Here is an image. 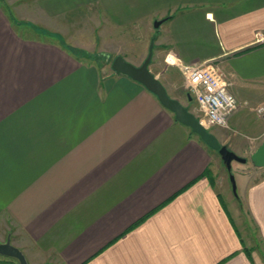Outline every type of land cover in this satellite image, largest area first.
<instances>
[{"label": "crops", "instance_id": "obj_1", "mask_svg": "<svg viewBox=\"0 0 264 264\" xmlns=\"http://www.w3.org/2000/svg\"><path fill=\"white\" fill-rule=\"evenodd\" d=\"M74 12L97 28L72 46L139 65L152 43L184 105L175 71L224 69L239 105L214 135L246 158L235 191L153 92L51 35ZM263 140L264 0H0V241L14 229L28 264H264Z\"/></svg>", "mask_w": 264, "mask_h": 264}, {"label": "water", "instance_id": "obj_2", "mask_svg": "<svg viewBox=\"0 0 264 264\" xmlns=\"http://www.w3.org/2000/svg\"><path fill=\"white\" fill-rule=\"evenodd\" d=\"M161 20L154 22L155 26L160 24ZM152 55V43L149 45L148 53L141 64L135 65L126 60L122 55H116L111 62V67L119 73L126 74L132 79L142 83L148 90L153 92L162 105L174 113L175 118L181 123L190 127L201 140L209 147L215 149L220 154L226 168L230 170L233 160L245 162L246 158L237 155L230 150L225 144H221L216 136L210 132L198 117L192 113L187 106L183 105L176 98L169 96L162 82L149 70V63ZM253 165L258 167L264 166V140L250 155ZM232 189L235 191L234 176L230 174ZM0 255L13 257L19 264H28L22 250L11 243L9 239L0 241Z\"/></svg>", "mask_w": 264, "mask_h": 264}, {"label": "built area", "instance_id": "obj_3", "mask_svg": "<svg viewBox=\"0 0 264 264\" xmlns=\"http://www.w3.org/2000/svg\"><path fill=\"white\" fill-rule=\"evenodd\" d=\"M171 53V50L167 53L168 60ZM181 70L188 94L194 97L203 112L200 121L227 127L239 103L230 91L232 82L224 69L216 62L207 61L198 65H183ZM257 110L261 112L263 106Z\"/></svg>", "mask_w": 264, "mask_h": 264}, {"label": "rangeland", "instance_id": "obj_4", "mask_svg": "<svg viewBox=\"0 0 264 264\" xmlns=\"http://www.w3.org/2000/svg\"><path fill=\"white\" fill-rule=\"evenodd\" d=\"M90 13H91V15L90 14L89 15H86L85 12H82V13H80V12H74V13L70 14L68 16V18H67L68 20H67L66 23H62L60 21H58V22L55 23L56 24V27H58L61 32L59 33V32H56V31L54 32V31H51L50 30V32L53 33L51 35H53V37L55 39L60 40V42L62 44H65L68 48H70L72 51H74L78 56H80L82 58L88 57V58H91L93 60H96L100 64L101 63H104V62H108L109 63L110 61H112L113 55H112V57L111 56L107 57L103 52L98 51L96 49L87 50V49H83V48H78L76 46H72L70 44L71 42L78 41V39H79L78 37H80V32L81 31L83 32V35L84 36L87 37V35H88L93 40V37H94L93 35L95 34L94 31L96 30L97 27H96L95 18L93 17V12H90ZM103 29H105V26H103ZM45 30H47V29H45ZM50 32L48 33V30H47L46 32H42L39 35H48V36H51L50 35ZM45 33H47V34H45ZM139 35L140 34H137L136 33V37H138ZM122 38H123V41H122L123 44H126V43H129L130 42L129 41V38H130L129 35H128V37L125 36V37H122ZM132 45H134V46L137 47L138 46V43H136L135 41H133ZM174 74H175V76H171V77L175 80L178 91L181 92L182 101L184 103H186L185 106H187L188 109L192 113H194L196 117H198L199 119L202 118V113L203 112L201 111V109H200L197 101L194 99V97L190 96L191 100H188L187 99V93H188V91H187V88L185 87V76L183 75L182 72L179 73L177 71H175ZM203 123L206 126V128L210 132H212L213 134H214L216 128L217 127H220V125H217L215 123L208 122V121H204ZM194 134H196V133H194ZM213 152L215 153V156L217 157V161L219 163V166L221 168V171H223V169H225V164L221 161L220 154L218 153L217 150H214ZM238 166L241 167L242 164H240L238 161L234 160L232 162V166H231V169H230L231 171L228 173V176H227V182L228 183L230 182V186L232 184L231 183V180H230V174H232L233 176L234 175H237V173H238ZM225 172H227V171H225ZM231 188H232V186H231ZM14 233H15L14 229H11L10 232L8 233V236H6V239H9L10 240L11 237H15ZM5 240H2V241H5ZM10 241L12 243V240H10ZM14 241H16V240H14ZM6 257L9 258V259H5ZM0 258H3L4 260L9 261V262H11L13 264H19L18 261H17V259H15L13 257H8V256L0 255ZM3 259H0V260H3Z\"/></svg>", "mask_w": 264, "mask_h": 264}, {"label": "trees", "instance_id": "obj_5", "mask_svg": "<svg viewBox=\"0 0 264 264\" xmlns=\"http://www.w3.org/2000/svg\"><path fill=\"white\" fill-rule=\"evenodd\" d=\"M193 132V131H192ZM2 260H0V262H1Z\"/></svg>", "mask_w": 264, "mask_h": 264}]
</instances>
